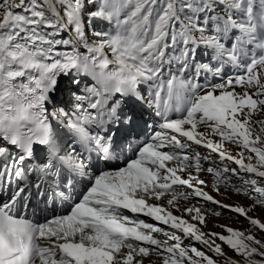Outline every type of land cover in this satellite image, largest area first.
Masks as SVG:
<instances>
[{"label":"snow or ice","instance_id":"obj_1","mask_svg":"<svg viewBox=\"0 0 264 264\" xmlns=\"http://www.w3.org/2000/svg\"><path fill=\"white\" fill-rule=\"evenodd\" d=\"M226 65L242 71L225 77ZM206 73L220 82L198 83ZM62 92L71 111L57 107ZM146 111L158 130L124 145L148 127ZM261 112L264 0H0V264H154L152 253L162 264H264L258 232L201 227L223 215L210 202L264 231L248 215L264 208V186L241 175L264 178V119L253 120ZM126 150L124 166L111 165ZM212 153L239 170L205 169ZM202 172L217 194L252 204L217 200ZM181 197L198 198L184 209L189 219L171 210Z\"/></svg>","mask_w":264,"mask_h":264},{"label":"clouds","instance_id":"obj_2","mask_svg":"<svg viewBox=\"0 0 264 264\" xmlns=\"http://www.w3.org/2000/svg\"><path fill=\"white\" fill-rule=\"evenodd\" d=\"M253 120H261L260 115L258 113L257 114H254L253 115ZM229 147H228V149H229ZM229 151L233 155H235L238 151H240V149L236 145H232L230 147V150ZM200 154H202V153H200ZM218 162H220V160H219V157L216 156V164L219 165L220 167H223L224 166L223 164H220ZM224 163H226L227 166L229 165L227 161H224ZM207 165L208 164H204L203 165L205 167V169L207 168ZM207 177H208V175H207ZM261 182L263 184L264 183V180L261 181ZM232 184L234 185V183H232ZM224 191L225 190L222 187V192H224ZM227 195H228V198L227 199H225L221 195H216L215 197L218 200H222L224 203H227V204H230V205L240 204L242 202V199L245 198V197L242 196V194H235L234 192H229ZM246 206H248V205H246ZM216 210L217 211H221L223 213V215L221 217H219V218L211 217L209 219V220H211L210 221V229H211V231L221 232L222 229L220 227H218L217 225H227V226L233 227L234 229H237L239 222H241L240 220H243V221L247 222L250 225L248 219H246L243 216L236 215V214L232 213L229 210H225V209H221V208H216ZM257 211H261V210H257ZM253 212L254 211H249L248 212V215L251 216V217H255V216L252 215ZM261 212H263V211H261ZM261 221L263 222V220H261ZM240 224H242V222ZM250 227L253 228V230L255 231V233L258 232L260 234H264V231H258V229L256 228V226H251L250 225ZM224 234H227V233H224ZM258 236H260V235H258ZM263 237L264 236L262 235L261 238L264 239ZM217 243H220V241L217 240ZM223 247H224V251L227 253V255L229 257H232L233 259H236V260H242V259H240L241 257L239 255H237L234 251H232L231 249H229L226 245H224ZM210 253H212V252H210ZM212 254L214 255V258H215V254L214 253H212ZM209 255L210 256H213L211 254H209ZM219 259H220V264H224V259L223 258H219Z\"/></svg>","mask_w":264,"mask_h":264},{"label":"rangeland","instance_id":"obj_3","mask_svg":"<svg viewBox=\"0 0 264 264\" xmlns=\"http://www.w3.org/2000/svg\"><path fill=\"white\" fill-rule=\"evenodd\" d=\"M197 61L204 62V63H208L209 62V59H208V56L207 55H205V56L200 55V57H197ZM211 63L212 64H215L216 62L215 61H211ZM189 71L191 72V70H189ZM222 71H223V75L227 74V73H225V69L224 68H223ZM218 82H220V78L219 77H216V79H214V80L211 81V83H218ZM82 87H83V85H82ZM64 93H66V97H65V101L63 103H66L69 100L71 101L72 100V97L69 96L67 92H64ZM245 155L247 156L248 153H245ZM262 211L264 212V208H263ZM263 212H261V211H254L252 213V215L255 216L256 218H259V219L263 220V222H264V213ZM240 221L242 222V224H240L241 222H239L237 229L242 230V231H246V234L248 232L255 233V231L253 230V228H251L250 225L247 222H245L243 220H240ZM258 235H260V236H258ZM258 235H257V238L258 239L264 240V239L261 238V236L262 235L264 236V234L258 233ZM240 259H242V257Z\"/></svg>","mask_w":264,"mask_h":264},{"label":"bare ground","instance_id":"obj_4","mask_svg":"<svg viewBox=\"0 0 264 264\" xmlns=\"http://www.w3.org/2000/svg\"><path fill=\"white\" fill-rule=\"evenodd\" d=\"M65 97H66V93H64L63 94V97H62V100H61V102L59 103V105L61 106V107H63V106H66V103H63L64 101H65ZM70 101V100H69ZM69 103H67V105H68Z\"/></svg>","mask_w":264,"mask_h":264}]
</instances>
